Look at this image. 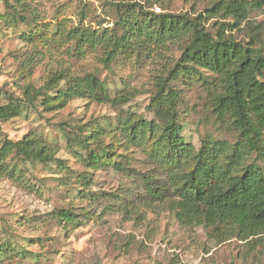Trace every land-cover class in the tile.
Wrapping results in <instances>:
<instances>
[{
  "label": "rangeland",
  "instance_id": "374dc122",
  "mask_svg": "<svg viewBox=\"0 0 264 264\" xmlns=\"http://www.w3.org/2000/svg\"><path fill=\"white\" fill-rule=\"evenodd\" d=\"M40 13L43 22L55 24L69 19L67 26L111 28L116 19L115 3L140 1L156 11L198 14L216 0H27ZM1 9L3 6L1 4ZM214 18L207 26L215 33ZM232 21V20H231ZM30 26L0 22V105L8 100L3 91L23 99V85L36 87L49 68L84 73L100 67L93 55L70 54L66 44L44 49L25 39ZM236 40L251 41L264 49V6L252 11L237 28L229 30ZM43 51V52H42ZM36 56L31 72L26 61ZM163 62L157 59L123 58L112 71L103 70L111 89L132 90L133 96L119 106L76 98L60 109L46 111L43 106H25L10 120H0V140L14 141L35 134L59 147L57 160L48 163L19 161L18 177L0 172V264H264V236L219 242L211 228L184 225L175 216L172 203L152 198L144 179L155 185L166 181V173L140 149L130 148L117 157L120 166L91 169L85 162L87 150L78 141L79 126H108L119 115L132 112L144 119L156 118L150 108L154 93L153 76L180 55L172 47ZM35 59V58H34ZM209 81L216 75L204 71ZM179 91L176 101L182 135L198 149L203 139L235 143L238 132L230 121L220 119L211 108L212 92L219 87L205 84L193 76L189 81H172ZM264 171V157L249 156ZM71 209L81 224L64 226L58 212ZM85 213V215H84Z\"/></svg>",
  "mask_w": 264,
  "mask_h": 264
},
{
  "label": "trees",
  "instance_id": "16d2710c",
  "mask_svg": "<svg viewBox=\"0 0 264 264\" xmlns=\"http://www.w3.org/2000/svg\"><path fill=\"white\" fill-rule=\"evenodd\" d=\"M114 6L112 27L95 28L82 25L84 9L80 22L67 26L66 22H72L69 19L43 22L27 0H0V22L30 26L25 39L33 47L50 50L66 44L70 54L93 55L101 64L84 73L49 68L41 86L32 81L23 85V99L3 91L8 102L0 105V120L17 117L25 106L35 107L38 102L46 111L63 108L76 98L114 107L124 104L133 89H111L101 79V71H112L113 64L123 58H152L162 63L176 47L180 55L169 65L163 63L153 76L150 108L156 118L147 120L128 112L106 127L79 126L77 138L87 150L85 162L91 169L121 166L117 157L124 153L119 149H140L166 173L162 185L144 179L148 192L162 200L168 194L180 223L211 228L219 242L264 236V171L248 160L252 152L264 157V49L253 40H236L228 33L252 11L261 9L264 0H216L196 15L156 11L140 1H118ZM214 18L229 21H215L213 33L207 23ZM35 60L32 55L26 61L27 71L31 72ZM204 71L216 78L209 81ZM193 76L219 87L210 93L211 108L238 132L235 143L205 138L197 149L182 135L176 108L179 91L172 81H189ZM58 151L57 145L35 134L17 141L5 138L0 140V172L17 178L19 161L48 163L57 160ZM58 217L65 227L81 224L79 214L71 209H61ZM3 249L5 245L0 244V254Z\"/></svg>",
  "mask_w": 264,
  "mask_h": 264
}]
</instances>
